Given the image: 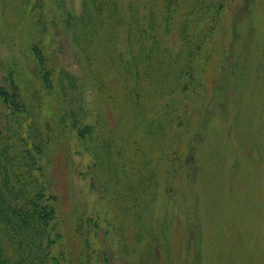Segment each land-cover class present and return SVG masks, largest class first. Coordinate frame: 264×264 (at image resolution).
I'll use <instances>...</instances> for the list:
<instances>
[{
	"label": "rangeland",
	"instance_id": "obj_1",
	"mask_svg": "<svg viewBox=\"0 0 264 264\" xmlns=\"http://www.w3.org/2000/svg\"><path fill=\"white\" fill-rule=\"evenodd\" d=\"M81 4L0 0V86L13 78L26 103L3 130L10 142L32 137V121L40 127L61 108L55 96L33 91L28 46L35 40L76 76L83 120L95 133L82 144L73 132H62L48 149L43 179L56 198L54 227L60 235L53 255L65 253L66 264H106L103 255L109 264H150V256L141 259L148 256L146 232L153 229L159 246L155 264H264V0H230L206 44L209 65L196 62L192 84L175 78L183 56L172 62L165 86L178 83L186 92L181 98L173 94L175 115L164 112L174 121L162 131L163 140L147 138L135 110L122 105L119 79L106 81L114 101L95 93L99 64L89 69L62 27L64 12L71 7L78 13ZM34 5L41 8L32 11ZM34 18L45 27L34 25ZM191 21L185 24L189 30ZM166 39V47L180 49L176 36ZM6 112L0 106V117ZM164 115L156 114L159 121ZM102 140L110 145L107 156ZM134 140L150 159L115 158L119 146L129 142L131 148ZM92 159L98 160L96 171ZM128 186L143 188L132 199ZM77 214L104 223L87 263L79 257L82 243L72 236ZM109 225L114 231L105 234Z\"/></svg>",
	"mask_w": 264,
	"mask_h": 264
},
{
	"label": "trees",
	"instance_id": "obj_2",
	"mask_svg": "<svg viewBox=\"0 0 264 264\" xmlns=\"http://www.w3.org/2000/svg\"><path fill=\"white\" fill-rule=\"evenodd\" d=\"M182 2L82 0L78 13L69 7L63 14L62 27L67 31L75 51L89 69L95 62L99 64L101 72L94 78L97 88L95 93L105 100L114 101V90L107 86L106 81L119 79V88L116 90L122 93V105L135 110L141 126L146 128L147 138L154 136L164 139L162 131L174 121L164 112H174L175 115L173 94L179 93L181 98V91L183 94L186 92L185 86L181 88L178 83L173 87L165 86L167 71L174 66L172 62L177 56H183V67L175 78H187L192 84L191 70L196 62L200 59L202 68L209 65L212 51L206 44H209L224 11L229 8L230 0ZM35 8L41 7L34 5L32 11ZM26 12L23 7V14ZM190 20L193 21L189 30L185 24ZM33 21L37 27H45L44 21L35 18ZM169 36L179 39L180 49L172 51L166 47V38ZM28 54L32 80L37 86L33 91L36 89V93L45 92L46 95L55 96L61 108L55 112L53 119L43 122L40 127L32 121L35 127L32 137L24 136L19 142L12 143L3 130L8 131L6 123L16 119L24 111L26 103L13 78L4 87L0 86V106L7 111L0 117V139L3 140H0V264H66L65 253L53 255L55 242L60 235L54 227L56 198L43 179L45 158L58 134L73 132L84 144L93 140L95 133L91 125L83 120L84 113L79 104L81 96L75 92L79 87L76 76L61 68L53 50L42 45L39 40L29 43ZM147 85L153 87L152 91L144 92ZM163 100L165 103H161ZM158 111L165 116L162 121L157 119ZM30 114H25L27 119ZM101 144L106 149L104 156L109 155V143L102 140ZM126 144L130 143H125L124 148L118 147L115 158L122 159L125 154H129L132 159H150L145 158L144 150L138 148L137 141L132 142L131 148H126ZM96 160L92 159L93 171L99 165ZM132 188L128 186L126 189L128 197L134 199L143 187L137 191ZM132 202L135 205L134 200ZM103 224L98 216L82 217L77 214L73 217L72 236L82 243L79 257L84 263H87L88 251L92 250L93 253L95 250L93 243L96 232L103 230ZM104 231L105 234L107 231L113 232L114 228L109 225ZM146 234L150 236L145 248L148 256L141 260L145 261L150 256V264H155L159 261L157 238L153 229ZM100 259L109 264L104 255Z\"/></svg>",
	"mask_w": 264,
	"mask_h": 264
}]
</instances>
